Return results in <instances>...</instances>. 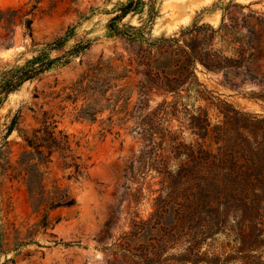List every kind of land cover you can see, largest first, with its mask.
<instances>
[{
  "label": "rangeland",
  "instance_id": "rangeland-1",
  "mask_svg": "<svg viewBox=\"0 0 264 264\" xmlns=\"http://www.w3.org/2000/svg\"><path fill=\"white\" fill-rule=\"evenodd\" d=\"M128 1L0 0V9L7 12L0 23V81L5 71L24 67L74 30L64 46L49 51L50 57H61L50 70L7 97L0 83V264H123L122 253L126 264H264V223L254 217L247 201L234 206L215 193L191 194L187 187L197 182L193 176L182 180L170 176L172 154L158 144L161 137L151 142L139 133L143 116L164 96L157 88L142 95L140 44L109 30L108 23ZM142 1L119 23L120 28L143 27L147 37L156 39L172 36L193 22L215 27L223 19L236 23L241 35L251 40L248 65L256 75L229 72L228 80L223 71L202 66L197 75L212 91L208 107L213 122L225 113L234 114L226 102L264 117V99L258 97L264 88V38L255 39L264 37V20L261 24L257 20L264 17V0ZM25 18L31 21L30 30ZM88 42L85 50L75 53L77 45ZM93 68L101 73L91 88L72 92L76 81ZM87 113L94 119L81 116ZM162 125L178 135L177 141L196 149L202 142L211 149L217 145L213 130L202 137L177 116L163 119ZM37 130L43 144L52 148L55 140L67 135L73 154L80 157L77 178L75 167L64 164L71 159L55 148L44 169V195L51 197L57 187L67 189L75 199L70 207L51 209L48 199L37 208L36 198L30 196L23 179L30 170L33 186L41 191V173L30 166L38 155L27 141L41 142ZM245 132L250 140L258 139L251 130ZM255 145L244 151L247 157L264 154ZM48 149L42 147L45 153ZM160 195L166 203H156ZM186 199L194 203L183 209L180 203ZM214 208H219L217 214L210 213ZM154 211L158 214L144 238L136 236L118 245L134 221L146 220Z\"/></svg>",
  "mask_w": 264,
  "mask_h": 264
},
{
  "label": "trees",
  "instance_id": "trees-1",
  "mask_svg": "<svg viewBox=\"0 0 264 264\" xmlns=\"http://www.w3.org/2000/svg\"><path fill=\"white\" fill-rule=\"evenodd\" d=\"M142 3H144L142 0L128 1L121 7V13L115 15L108 23L111 35L121 36L130 43L140 44L139 72L145 76L142 95L146 96L157 88L164 96V99L154 109L143 116L139 122V133L151 142H155L154 138L157 135L161 137L158 144L172 154L167 166L170 176L176 180H182L185 177L190 179L193 176L192 178L197 182L196 186L189 184L187 187L191 194L196 196L202 191L215 193L233 201L234 206L245 199L254 217H259L261 219L259 222L264 223V154L255 158L254 155L247 157L244 153L245 150L253 148L255 144V149L264 151V117L243 112L234 108L233 104L226 102L234 114L225 113L223 116L216 117V121L213 122L208 107L209 102L213 103L212 100L209 101L212 91L200 82L197 75L199 67L202 66L207 70L223 71L228 80L230 79L229 72L238 74L241 70L245 72L246 77H254L256 74L248 65L253 55L252 52H248L251 40L241 35L236 23H225L224 19L218 27L209 23L193 22L182 27L172 36H162L156 39L147 37L143 27L127 25L120 28L119 23L129 13L137 11ZM230 5L241 6L240 4ZM14 12L15 10L12 13ZM6 15L7 12L0 9V23L6 19ZM257 20L261 24L264 17L259 15ZM30 22L29 18L23 20L28 30H30ZM73 31V29L69 30L65 36L49 44L45 51L24 67L5 71L0 81L3 97L17 90L24 82L50 70L61 57H50L49 51L64 46L73 35ZM263 38L262 35L255 37L257 41ZM89 44L90 42L77 45L74 49L75 53L85 50ZM100 73L99 68H93L89 74L76 81L77 87L72 88L71 91L77 93L79 89L93 85ZM94 89L95 87L91 90L95 91ZM169 95L173 96L171 101L166 99ZM258 95L264 99V88ZM197 102L203 104L196 105ZM81 116L94 119V114L91 113ZM172 116L179 117L184 123L189 121L202 137L213 130L218 137L215 149H211L206 142H202L201 146L196 149L192 144L177 141L178 135L167 132L168 130L162 125L163 119L168 120ZM248 129L258 134V139L250 140L245 132ZM39 133L40 130H37L35 135L37 140L41 139V142L30 139L27 141L34 149L32 153L38 155V161L30 166L41 173V191H37L33 186L31 170L23 178L24 182L28 186L31 198H36L37 208L48 199H50L51 209L70 207L74 205L75 199L67 189L57 187L51 197L47 198L44 195L46 178L44 169L48 167L50 156L55 148L63 158L71 159V163L64 164L67 167H75L74 176L77 178L81 174V163L77 160L80 157L73 154L67 135L55 140L52 148L49 144H43L45 140L37 136ZM44 146L49 148L47 153L42 150ZM238 152H241V155ZM157 202H165L163 195L156 198ZM193 203L194 200L186 199L180 204L183 209H187ZM218 210L219 208H214L210 213L217 214ZM157 214L158 212L154 211L148 219L134 221L132 230L125 232L118 239V245L144 238L151 231V222ZM43 225H48V223L43 222ZM117 251L120 250H115V253L119 254ZM120 255L123 264H126L124 259L126 254ZM133 263L139 264L140 262L134 261Z\"/></svg>",
  "mask_w": 264,
  "mask_h": 264
}]
</instances>
